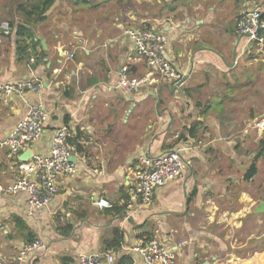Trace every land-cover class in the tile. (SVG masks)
<instances>
[{
  "label": "crops",
  "instance_id": "crops-1",
  "mask_svg": "<svg viewBox=\"0 0 264 264\" xmlns=\"http://www.w3.org/2000/svg\"><path fill=\"white\" fill-rule=\"evenodd\" d=\"M261 2L0 0V22L13 26L0 46V84L41 85L0 104V141L27 105L40 104L48 121L25 152L46 155L66 127L78 167L58 177L44 208L29 209L25 193L0 195V264H16L37 239L45 247L21 264H76L103 251L114 264H143L133 248L153 240L175 251L176 264H264V153L254 127L264 119V32L250 43L235 31L246 8ZM143 26L166 37L167 59L189 75L182 89L159 78L119 89L123 66L130 78L147 74L125 35ZM176 147L187 148L182 175L150 204L132 203L144 161ZM18 160L0 151L1 185L20 177ZM98 199L110 208H98Z\"/></svg>",
  "mask_w": 264,
  "mask_h": 264
},
{
  "label": "built area",
  "instance_id": "built-area-1",
  "mask_svg": "<svg viewBox=\"0 0 264 264\" xmlns=\"http://www.w3.org/2000/svg\"><path fill=\"white\" fill-rule=\"evenodd\" d=\"M264 3H255L246 8L236 23V34L245 37L250 43H260L264 31ZM13 26L8 21L0 22V46L11 36ZM125 35L133 42L136 58L142 61L148 71L142 78H130L128 67L120 70L119 89L133 92L143 86H151L156 78L172 83L176 90L182 89L189 79L177 70L167 59L165 51L166 37L153 27L127 28ZM68 58L73 56L67 54ZM131 60V59H129ZM41 85L34 79L0 84V104H6L12 97L23 98L28 93H37ZM48 113L40 104L27 105L24 118L15 126L12 132L0 141V151L7 150V156L19 158L29 146L39 140L48 121ZM262 140L264 153V119L255 124ZM68 130L58 129L51 140L50 150L46 155H33L25 162L18 160L17 170L20 177L10 185L0 184V195L13 196L18 193L27 195L29 209H41L48 206L59 192L57 179L59 176H72L77 173V164L71 146L67 144ZM187 148H173L151 160L144 161L143 167L136 175L135 187L130 196L132 203L148 205L152 202L155 191L167 183L179 178L184 170L182 152ZM100 209L110 208L105 199L95 203ZM132 207L130 203L129 208ZM45 246L41 240L23 245L16 258V264H21L28 254L34 253ZM133 250L140 255L143 264H176V253L170 247L153 240L139 241ZM115 258L111 251L94 252L79 255L76 264H114Z\"/></svg>",
  "mask_w": 264,
  "mask_h": 264
},
{
  "label": "trees",
  "instance_id": "trees-1",
  "mask_svg": "<svg viewBox=\"0 0 264 264\" xmlns=\"http://www.w3.org/2000/svg\"><path fill=\"white\" fill-rule=\"evenodd\" d=\"M261 18H262V20H264V12H263V14H262V16H261ZM24 27H20L19 29H18V34H21V32H24ZM264 32V31H263ZM261 35H262V33H261ZM196 134H195V131H190V133H189V137H193V136H195ZM67 144L69 145V146H73V144H74V142L73 141H71V140H69V139H67ZM72 148V147H71ZM33 241H30V242H28V243H32ZM116 246H117V244H116ZM128 262V264H131L132 263V261H130V260H128L127 258H121V259H119L116 263L117 264H125V263H127Z\"/></svg>",
  "mask_w": 264,
  "mask_h": 264
},
{
  "label": "water",
  "instance_id": "water-1",
  "mask_svg": "<svg viewBox=\"0 0 264 264\" xmlns=\"http://www.w3.org/2000/svg\"><path fill=\"white\" fill-rule=\"evenodd\" d=\"M31 157H32V153L30 151H27L20 155L19 161L25 162ZM72 161H75L74 158H72ZM259 210L260 212L264 211V203L259 206Z\"/></svg>",
  "mask_w": 264,
  "mask_h": 264
}]
</instances>
